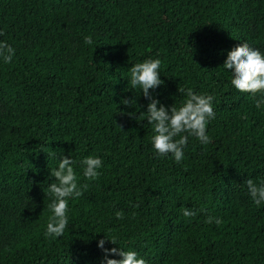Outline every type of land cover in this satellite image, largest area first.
<instances>
[{"label": "trees", "instance_id": "obj_1", "mask_svg": "<svg viewBox=\"0 0 264 264\" xmlns=\"http://www.w3.org/2000/svg\"><path fill=\"white\" fill-rule=\"evenodd\" d=\"M0 32L15 50L0 57V264H103L98 242L113 236L105 248L147 264H264V205L244 184L264 181V106L222 67L242 43L264 54V0H0ZM157 58V108L179 106L180 87L215 97L211 142L190 137L179 163L153 153L139 117L151 100L128 88L129 68ZM63 155L89 188L53 240L45 190ZM88 156L102 160L96 181Z\"/></svg>", "mask_w": 264, "mask_h": 264}, {"label": "clouds", "instance_id": "obj_2", "mask_svg": "<svg viewBox=\"0 0 264 264\" xmlns=\"http://www.w3.org/2000/svg\"><path fill=\"white\" fill-rule=\"evenodd\" d=\"M0 35H3L0 32ZM87 45L93 43L92 37L84 38ZM15 50L6 42H0V57L5 64L12 61ZM160 59H147L141 63H136L129 68L128 88L132 91L140 89V94L151 100L148 104L147 112L141 113L139 117H144L148 125L151 126L153 135L151 136L152 151L157 157H164L172 154L176 163L183 157V149L188 144L189 138L193 137L202 144L211 142L206 134L207 125L215 118L213 101L215 97L210 94L196 93L192 88L180 87L178 91L185 98L177 106L173 103L169 108L160 106L159 101L154 100L149 95L150 89H156L163 85L160 79ZM224 69L231 75V85L241 94H250L254 98L257 109L264 106V54L253 49L248 43L235 47L227 55L224 62ZM126 91V90H125ZM128 91V90H127ZM121 104L125 107L137 105L136 99H122ZM130 118H135V113H128ZM72 158L64 155L59 158L58 166L50 169L52 182L45 190V196L50 201L47 209L50 213L46 224L44 236L47 239L62 237L68 228L69 201L78 200L89 188V183L80 182L73 167ZM82 175L84 181H96L102 167V160L88 156L81 160ZM247 187L248 195L256 206L264 205V181L257 184L252 179H247L244 183ZM185 218L194 217L196 212L187 208L182 209ZM116 218L123 219L124 213L118 211ZM216 223L220 225L223 221L219 218L209 216L205 221L208 224ZM116 244V237L104 238L98 242V247L104 253L103 264H147L145 259L140 258L134 250L124 251L121 248H105V243ZM109 256H120L122 259H109Z\"/></svg>", "mask_w": 264, "mask_h": 264}]
</instances>
